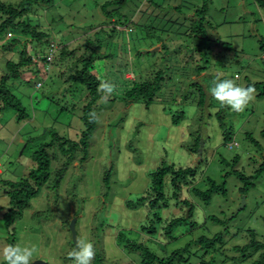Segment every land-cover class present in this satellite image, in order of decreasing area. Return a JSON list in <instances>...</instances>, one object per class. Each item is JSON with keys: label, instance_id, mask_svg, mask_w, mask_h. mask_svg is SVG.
I'll return each mask as SVG.
<instances>
[{"label": "rangeland", "instance_id": "1", "mask_svg": "<svg viewBox=\"0 0 264 264\" xmlns=\"http://www.w3.org/2000/svg\"><path fill=\"white\" fill-rule=\"evenodd\" d=\"M104 1L53 0L33 6L29 12L40 24V32L48 33V39L58 41V46L61 42L70 45L75 57L84 54L86 39L96 40L101 46L98 54L103 57L95 61L93 72L101 80L113 83L115 91L110 99L95 107L97 129L88 153L71 148L69 152L74 150L76 155L67 163L66 150L65 155L61 153L58 140L50 153L54 158L53 171L67 163L60 186H45L10 227L4 219L9 205V198L4 195L5 180L17 181L34 169L32 153L49 141L52 133L55 138L79 139L83 129L82 105L87 100L85 86L68 79L69 66L74 63L65 64L59 58L50 69L41 63L42 59L32 66L33 71L27 69L24 78L32 76L30 82H11V90L20 98L28 118L19 121L14 108L0 111V252L10 244L36 245L33 264L38 259L48 264H71L68 253L75 245L69 223L76 218L78 238L94 244L96 258L91 264H141L142 250L131 249L128 241L143 243L159 255L171 254L191 243L182 264H200L203 254L205 261L214 256L216 264H228L236 254L233 247L250 241L249 231H255L260 240L264 238V173L246 194H241L244 182L235 174L240 171L254 175L264 165V97L258 96L260 90L255 87L254 100L240 113L221 106L210 95V106L206 100L207 106L199 108L198 88L188 83L203 82L204 91H208L217 76L238 77L237 83L246 86L264 81V6L258 0H209L207 19L213 27L209 30L211 41L206 43L210 48L205 54L208 62L204 61V65L210 68L201 75H189L194 63L191 54L184 48L181 53L174 51L179 42L189 47L190 38L163 29L176 25L169 21L179 16L175 6L202 5L203 0H128L122 13L134 5L137 14L131 18L136 21L129 19L114 30V23L100 10ZM149 4L153 6L151 10ZM39 46L34 43L33 49L39 50ZM5 61L6 56L0 58L1 68ZM160 70L170 76L161 91L163 98L150 107L141 102H136L134 108L131 104L126 106L124 94L132 82ZM154 109H164L169 116L170 109L173 113L185 111L179 125L193 123L195 129L190 128L192 137L184 145L192 142L194 148L199 136L196 154L186 146H174L172 140L177 137L179 126L156 124ZM231 141L238 143L233 149L228 147ZM235 157L239 159L237 164ZM163 162L191 167L195 176L182 184L178 194L166 178L165 200L155 207L149 204L155 196L151 193L150 174ZM212 181L225 185L227 192L213 193L206 203L194 189L206 191ZM143 196L146 200L139 201ZM243 196L245 206L239 210ZM212 216L222 222L214 221ZM174 218L181 219V223L166 234V226ZM151 225L154 231L148 228ZM218 232H223L224 241L210 252L197 242L201 236L211 238ZM257 256L254 254L248 261ZM1 262H5L2 254Z\"/></svg>", "mask_w": 264, "mask_h": 264}, {"label": "trees", "instance_id": "2", "mask_svg": "<svg viewBox=\"0 0 264 264\" xmlns=\"http://www.w3.org/2000/svg\"><path fill=\"white\" fill-rule=\"evenodd\" d=\"M52 1L53 0H19L17 2H12L8 0H0V58L6 56L5 65L2 68L0 67L2 73L0 75V111H3L6 108H14L18 113L17 118L19 121L26 120L28 114L20 98L12 92L11 82L16 80L30 82L32 76L24 78V72H26L27 69L28 71H33L32 66H37L40 59H42L41 63H45L47 66L48 60L46 58V52L49 50V46L53 42V40L50 41L48 39V33L39 31V28H41L40 24L34 22L29 15V12L32 10L33 6L48 4ZM174 1L179 3L177 0ZM208 1L209 0H203L202 5L193 4V6H186L184 3L178 4L175 6V10L179 16L169 18L170 23L174 22L176 25H171L170 28L163 29L167 32L172 29L174 34H181V36L185 35V37L190 38L189 47H186V44L179 42L174 51L181 53L183 50L182 48H184V50H187L186 52L191 54L190 56L194 59V63L192 71L188 73L189 75L192 73L201 75L202 73L207 72L210 68L209 65H204V61L208 62V58L205 57V54L210 48L207 47L206 43L211 41L209 38V30L213 27L212 23L207 19ZM258 1L264 6V0ZM127 3L128 0H106L100 4V10L110 19V22L114 23L112 30L123 26L120 24L129 22V19L131 20L130 22L133 23L136 21V19L132 20L131 18L137 14L134 5L130 6L132 10L128 7L127 12H125V14L122 13V10L126 9L128 6ZM181 4L184 6V10H182L183 8L180 6ZM152 8V4H149L148 10H151ZM100 30H103V27L100 28ZM54 42L57 44L59 43L58 41ZM34 43L41 45L39 46V50L36 48L33 49ZM63 43L64 42H61V45L58 47L55 57L49 63L48 68L50 69L52 65L57 63L58 58L59 61L64 60L65 64L74 63V65L69 66L68 79L75 84L84 85L87 89V100L85 104L83 103L82 105V114L80 116L83 121V129L80 131L81 133L77 140L60 136L59 138H55L56 134L52 133L53 137H51L49 141L43 142L35 151H33L32 158L36 165L34 169L17 181L5 180L4 184L7 187L4 195L8 196L9 205L4 214V219L6 224L10 227L15 224V221L18 218L23 216L26 209L31 207L32 200L41 194L45 186H50L54 189L60 186L64 177V172L67 170V163L74 160L76 155V153L74 154V150L76 149L77 151L78 149H83L88 153L90 141L97 129V119L91 120L89 113L95 112L96 114L95 107L104 101L102 100L104 94L97 90L101 78L93 72L95 61L98 58L103 57L98 54L101 46L97 45L96 40L88 38L84 42V54L81 57H75V49L70 45ZM161 46L163 47V44ZM196 55H199L200 58H196ZM202 58L205 60H203V63L199 64L198 62L202 60ZM80 63L82 65H79ZM74 66L75 69L72 70ZM169 79L170 76L165 74L163 70L155 73L152 72L148 74V76L145 74L141 75V79L139 81L134 80L131 87L125 91L124 104L128 106L132 103L141 102L146 107H150L158 98H163L161 91L166 87ZM206 79L207 77L204 80ZM188 85H194L193 87L198 88V91L196 92L197 96L199 95L198 106L199 108H205L207 106L204 105L206 100L208 103L211 99L208 91H204V83L197 80H190ZM254 87L260 90L258 96L264 97V81L255 83ZM208 106H210V102ZM170 111L172 122L175 125H179L185 118V111L180 110L175 113H173V109H170ZM199 138V136L196 138L194 148H192L193 146L191 147L192 150L190 148L191 152L194 154H196V150L198 149L197 144L200 140ZM58 140L63 148V151H60L65 155L64 151L66 150L68 161L66 160V165L64 164L58 170L53 171L54 158L53 154L50 153V149H53L52 147H54V144L57 143ZM65 145L68 146L65 147ZM71 148L74 149L72 153L69 152ZM233 161L237 164L239 162L238 157H235ZM263 173L264 165L257 170L256 174L250 176H247L240 171H235V174L244 182V186L241 188V194H246L249 189L254 186L256 178ZM106 174L107 172L104 174L105 183L109 181ZM150 175L152 177L151 193L152 196H155L149 201V204L155 207H157L160 201L165 200L166 178L171 182L175 193L178 194L177 191H181L182 184L186 183L190 176H195L194 170L191 167H179L175 163L167 165V163L164 162L162 163V166L157 170L152 171ZM194 191L200 195L206 203H209L213 193L220 192L226 194L227 189L225 188V185L219 186L212 181L210 188L206 191L198 188L194 189ZM146 198V196H143L139 201L143 202ZM166 203H163V205H166ZM130 205L132 204L130 203ZM191 212L192 209L190 210L189 216H191ZM211 218L216 222H222L216 216H212ZM180 221L181 219L177 218L171 220L166 226V234H170L173 228L181 223ZM148 228H150V231L151 229L154 231L152 225L148 226ZM249 236L250 241L248 243L243 246L238 245L233 247L236 254L233 257V260L228 264H264V238L262 240L257 238L255 231H249ZM222 241H224L223 232H218L211 238L201 236L197 240L203 249H208V252L214 250L217 244L219 242L222 243ZM128 242V246H131V249L142 250L143 257L141 264H182L186 262L183 254L186 253L185 251L188 250L189 246L191 247L190 243L187 244L185 248L174 250L171 254L159 255L143 243H137L135 241ZM208 252H205V254ZM256 253H258V256L252 261H248V258ZM215 261L216 259L214 256L210 258L209 261H205L203 254L200 264H216ZM0 264H5V262H1Z\"/></svg>", "mask_w": 264, "mask_h": 264}, {"label": "clouds", "instance_id": "3", "mask_svg": "<svg viewBox=\"0 0 264 264\" xmlns=\"http://www.w3.org/2000/svg\"><path fill=\"white\" fill-rule=\"evenodd\" d=\"M238 79V77L222 79L217 76L213 80L212 86L208 88V93L221 106H226L233 112L240 113L254 100L256 89L253 85L246 86L237 83ZM37 88L40 87L37 86ZM97 90L104 94L102 100L106 102L114 93L115 85L106 80H101ZM89 117L91 120L97 119L95 112L89 113ZM37 250L36 245L16 243L5 246L0 254H2L5 264H33V256ZM68 257L71 264H91L95 257L93 242L86 238H78L76 247L68 253Z\"/></svg>", "mask_w": 264, "mask_h": 264}, {"label": "crops", "instance_id": "4", "mask_svg": "<svg viewBox=\"0 0 264 264\" xmlns=\"http://www.w3.org/2000/svg\"><path fill=\"white\" fill-rule=\"evenodd\" d=\"M134 106L137 107L136 103L135 104H131V108H134ZM152 115H153V118L155 120V123L158 124V125H165L166 127H169V128H173V127L175 128L176 126H179L178 127L179 130L177 132V137H175L172 140L173 141V144L176 147L179 146V145L180 146H186L187 149L189 151H191L190 148L193 146L192 145V142H190L187 145H184V144L187 143L189 141V138L192 137V133H191L190 128H194L191 125L193 123H190L189 125H175L172 122L171 116L165 114L164 109L162 111H159L157 109H154ZM165 119H169V120H165Z\"/></svg>", "mask_w": 264, "mask_h": 264}, {"label": "water", "instance_id": "5", "mask_svg": "<svg viewBox=\"0 0 264 264\" xmlns=\"http://www.w3.org/2000/svg\"><path fill=\"white\" fill-rule=\"evenodd\" d=\"M245 200H246V196H243V203L240 206L239 210L244 208L245 206ZM76 218H72V220L69 223V229L72 232V238H73V243L76 247V243H77V239H78V235H77V231H76ZM34 264H48V262L38 259L36 261H34Z\"/></svg>", "mask_w": 264, "mask_h": 264}, {"label": "built area", "instance_id": "6", "mask_svg": "<svg viewBox=\"0 0 264 264\" xmlns=\"http://www.w3.org/2000/svg\"><path fill=\"white\" fill-rule=\"evenodd\" d=\"M58 44L56 42H52L49 46V50L46 52V58L48 60V63H47V66L49 65V63L53 60V58L55 57V54L58 50ZM41 84L40 83H37V86L39 87ZM236 143L235 141H231L228 146L232 149L234 148V146H236L237 144H234Z\"/></svg>", "mask_w": 264, "mask_h": 264}]
</instances>
